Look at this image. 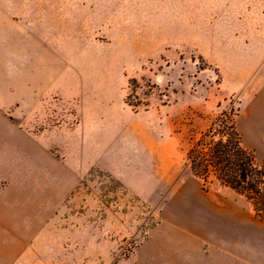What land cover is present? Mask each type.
<instances>
[{
    "label": "rangeland",
    "instance_id": "rangeland-1",
    "mask_svg": "<svg viewBox=\"0 0 264 264\" xmlns=\"http://www.w3.org/2000/svg\"><path fill=\"white\" fill-rule=\"evenodd\" d=\"M231 100L264 160V0H0V264H177L141 245L252 219L185 165Z\"/></svg>",
    "mask_w": 264,
    "mask_h": 264
},
{
    "label": "trees",
    "instance_id": "trees-1",
    "mask_svg": "<svg viewBox=\"0 0 264 264\" xmlns=\"http://www.w3.org/2000/svg\"><path fill=\"white\" fill-rule=\"evenodd\" d=\"M128 82L130 91L125 102L135 109L146 107L148 102L137 93V79L132 77ZM237 104L231 100L193 139L185 152V165L201 181L203 190L207 191L212 183L228 187L249 203L256 217L264 220V160L257 161L254 151L243 145L237 127Z\"/></svg>",
    "mask_w": 264,
    "mask_h": 264
},
{
    "label": "crops",
    "instance_id": "crops-1",
    "mask_svg": "<svg viewBox=\"0 0 264 264\" xmlns=\"http://www.w3.org/2000/svg\"><path fill=\"white\" fill-rule=\"evenodd\" d=\"M258 124L255 132L261 130V121ZM243 200L253 214L252 219L244 210L233 215L232 208L227 206L211 208L202 204L200 209L209 213L202 214L201 240H176L168 234L155 233L141 248L148 256L177 257V264H264V220L256 217Z\"/></svg>",
    "mask_w": 264,
    "mask_h": 264
}]
</instances>
